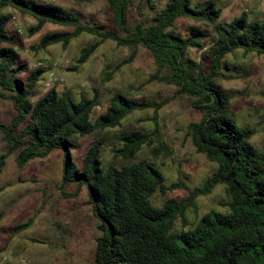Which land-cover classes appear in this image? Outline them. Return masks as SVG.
I'll list each match as a JSON object with an SVG mask.
<instances>
[{
    "label": "trees",
    "instance_id": "obj_1",
    "mask_svg": "<svg viewBox=\"0 0 264 264\" xmlns=\"http://www.w3.org/2000/svg\"><path fill=\"white\" fill-rule=\"evenodd\" d=\"M104 1L112 29L83 23L75 12L35 0H0V10L9 8L30 17L28 37L47 24L68 29L42 35L29 47L33 52L56 45L64 49L72 39L89 36L92 41L79 50L70 71L83 65L104 42L131 48L130 55L111 69L105 66L101 85L141 48L153 65L148 81L171 86L173 95L137 101L114 90L93 121L90 115L100 99L97 89H91L89 98L74 100L68 91L51 87L32 101L44 71L36 67L27 72L18 61L16 34L7 31L10 16L0 13V98L9 101L13 111L6 123H0L7 145L0 154V173L10 156L22 169L60 150V187L74 185L72 193L62 195L74 198L83 189L98 222L100 235L91 264H264V147L256 149L250 143L253 129L236 123L230 96L217 83L241 78L225 72L230 70L226 56L240 52L264 57V20L249 19L241 12L224 25L217 21L220 9L210 0L200 5H193V0H166L159 9L147 0L153 12L148 17L138 14L130 22V0ZM206 39L210 45L204 49ZM190 51H201L198 61ZM175 96L191 99L199 119L187 124L185 137L196 154L215 165V171L193 188L180 181L167 185L153 161L138 157L143 149L152 159L170 156L155 118ZM145 111L152 113L148 133L122 128L127 116ZM89 134L93 139L77 161L73 139ZM104 147H109L111 163L100 158ZM217 187L225 197L221 208L199 215L197 199ZM175 190H184L185 195L170 197ZM155 197L161 198L158 204ZM30 223L31 218L13 232Z\"/></svg>",
    "mask_w": 264,
    "mask_h": 264
},
{
    "label": "rangeland",
    "instance_id": "obj_2",
    "mask_svg": "<svg viewBox=\"0 0 264 264\" xmlns=\"http://www.w3.org/2000/svg\"><path fill=\"white\" fill-rule=\"evenodd\" d=\"M39 3H52L63 9L75 12L83 23L102 24L112 29L109 14L106 12L104 0L76 2L74 0H35ZM166 0H150L155 9L163 6ZM208 0H193V5H200ZM220 9L217 21L228 24L241 12L249 19L264 20V4L256 0H210ZM153 11L147 0H130L128 20L133 22L137 15L148 17ZM0 13L8 14L9 33H15L17 39L18 61L24 63L27 72L39 64L44 72L36 84L32 101L42 96L49 88L68 91L74 100L80 96L89 98L91 89H97L99 106L90 115V120L102 113L107 106V97L111 91H120L128 97L139 100L158 101L173 95L174 89L156 81H148L153 72V65L148 53L138 48L132 61L114 72L109 81L100 84V74L105 66L111 69L118 61L130 55L132 49L116 46L111 42L102 43L88 60L75 67L74 60L79 50L89 44L92 39L80 35L69 41L62 49L58 45L45 50L33 52L29 49L38 39L49 32L68 30L54 25L44 27L31 37L26 36V29L33 20L16 11L4 8ZM191 24V22H187ZM204 49L210 43L203 42ZM201 51H190L189 55L198 61ZM229 71L241 78L220 81L218 85L230 96L232 115L239 126H248L254 134L250 143L256 149L264 147V57L254 54L242 55L240 52L226 56ZM49 74L52 78L49 80ZM25 74L21 75V78ZM13 111L9 101L0 98V123H6ZM152 113L145 111L127 116L122 128L134 129L148 133L152 127ZM155 122L161 139L170 151V156L152 159L148 151L143 149L138 157L149 159L155 163L164 175L166 184L180 181L188 188L202 183L215 171V165L196 154L189 140L185 137L187 124L199 119V114L191 108V99L175 96L167 105L157 112ZM91 134L74 137L77 151L72 155L78 161L81 151L92 141ZM7 148L0 134V154ZM109 147L100 153L103 163H111ZM61 151L54 150L43 159L29 162L22 169H17L13 157L6 159L0 173V264H91L95 239L100 235L98 222L92 217L86 204L85 192L82 189L74 198H66L62 194H70L74 190L72 183L60 187ZM184 190H175L169 196L180 199ZM155 197V204L160 202ZM225 197L221 187L215 188L209 195L196 201L198 214L208 210H218ZM188 218L192 214L188 213ZM31 218L25 230L14 233L16 225Z\"/></svg>",
    "mask_w": 264,
    "mask_h": 264
},
{
    "label": "built area",
    "instance_id": "obj_3",
    "mask_svg": "<svg viewBox=\"0 0 264 264\" xmlns=\"http://www.w3.org/2000/svg\"><path fill=\"white\" fill-rule=\"evenodd\" d=\"M259 4H261V5H263L264 4V0H256ZM37 67H42V65H38ZM36 68V67H35ZM49 80H51V78H52V76H51V74H49Z\"/></svg>",
    "mask_w": 264,
    "mask_h": 264
}]
</instances>
